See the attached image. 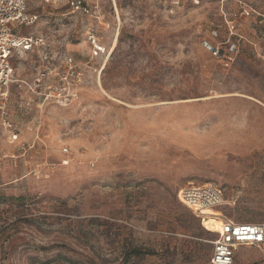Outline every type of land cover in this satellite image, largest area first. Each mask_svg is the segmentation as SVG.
<instances>
[{"label":"rangeland","instance_id":"374dc122","mask_svg":"<svg viewBox=\"0 0 264 264\" xmlns=\"http://www.w3.org/2000/svg\"><path fill=\"white\" fill-rule=\"evenodd\" d=\"M87 2L90 15L29 3L40 19L22 34L52 43L12 58L0 264H209L218 233L182 187L217 185L226 204L208 213L264 222V0ZM45 54L87 66L66 105L21 83H40ZM233 264H264L262 252L242 246Z\"/></svg>","mask_w":264,"mask_h":264},{"label":"built area","instance_id":"2783aa9c","mask_svg":"<svg viewBox=\"0 0 264 264\" xmlns=\"http://www.w3.org/2000/svg\"><path fill=\"white\" fill-rule=\"evenodd\" d=\"M30 1L32 0H0V113L5 111L9 88L14 82L16 69L12 58L15 51L47 48L52 43L45 35L22 34V27L35 25L40 19V15L29 11ZM42 1L56 4L62 0ZM64 4L71 15H90L92 12L87 0H64ZM95 14V18H103L101 11H96ZM58 36L60 35L54 40L56 44L61 41ZM86 40L89 47H96L100 42L99 27L89 26L86 30ZM56 54L58 56L60 52ZM58 58L56 64H51L52 59L48 54L42 56L40 64L35 67L40 83L33 86L25 81L21 83L38 94L44 103L66 105L75 100L78 89L83 86L87 66L72 55L61 54ZM102 69L103 67L99 73ZM33 102L34 100L29 98L24 106L30 108ZM40 123L38 121L37 126ZM33 126L36 127L35 124ZM178 197L183 205L203 219L208 217V209L215 210L226 204L222 189L212 183H189L180 189ZM216 218L220 220V227L217 238L212 242L209 264H233L242 246L258 247L264 263V222H237L221 212Z\"/></svg>","mask_w":264,"mask_h":264},{"label":"bare ground","instance_id":"6f19581e","mask_svg":"<svg viewBox=\"0 0 264 264\" xmlns=\"http://www.w3.org/2000/svg\"><path fill=\"white\" fill-rule=\"evenodd\" d=\"M208 210H211V209H208ZM208 210H207V211H208ZM207 211H206V213H207L208 217L205 218V219L208 220L207 223H208L209 225H212V227H214V228L216 229V231H218V230H219V227H220V220H218V219L216 218V215H217V216L220 215V214H219L220 212L215 211L214 214H211V213H208ZM206 226H207V224H206ZM208 227H209V226H208Z\"/></svg>","mask_w":264,"mask_h":264},{"label":"trees","instance_id":"16d2710c","mask_svg":"<svg viewBox=\"0 0 264 264\" xmlns=\"http://www.w3.org/2000/svg\"><path fill=\"white\" fill-rule=\"evenodd\" d=\"M72 264H77L75 261H72Z\"/></svg>","mask_w":264,"mask_h":264}]
</instances>
